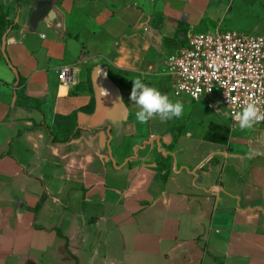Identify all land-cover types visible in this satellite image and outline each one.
Here are the masks:
<instances>
[{
  "label": "crops",
  "instance_id": "1",
  "mask_svg": "<svg viewBox=\"0 0 264 264\" xmlns=\"http://www.w3.org/2000/svg\"><path fill=\"white\" fill-rule=\"evenodd\" d=\"M0 25V264H264V123L205 105L142 125L130 100L141 76L176 101L166 55L264 34V0H0Z\"/></svg>",
  "mask_w": 264,
  "mask_h": 264
},
{
  "label": "built area",
  "instance_id": "2",
  "mask_svg": "<svg viewBox=\"0 0 264 264\" xmlns=\"http://www.w3.org/2000/svg\"><path fill=\"white\" fill-rule=\"evenodd\" d=\"M161 75L170 79L174 96L186 95L215 110L223 107L237 122L245 101L264 106V34L219 26L189 31L185 43L166 55Z\"/></svg>",
  "mask_w": 264,
  "mask_h": 264
},
{
  "label": "clouds",
  "instance_id": "3",
  "mask_svg": "<svg viewBox=\"0 0 264 264\" xmlns=\"http://www.w3.org/2000/svg\"><path fill=\"white\" fill-rule=\"evenodd\" d=\"M130 100L137 105L135 119L142 125L157 117L161 122H166L173 118L179 119L184 114L182 101L171 100L168 94L145 83L141 76L132 79ZM235 120L242 130L252 129L254 125L264 121V106L259 100L245 101L242 110L236 113ZM256 156H264V152L249 148L246 158L251 160Z\"/></svg>",
  "mask_w": 264,
  "mask_h": 264
},
{
  "label": "trees",
  "instance_id": "4",
  "mask_svg": "<svg viewBox=\"0 0 264 264\" xmlns=\"http://www.w3.org/2000/svg\"><path fill=\"white\" fill-rule=\"evenodd\" d=\"M0 29L3 32L6 29L5 25H0ZM228 137V129L224 126L212 124L208 131L205 133L204 138L214 142H225Z\"/></svg>",
  "mask_w": 264,
  "mask_h": 264
},
{
  "label": "water",
  "instance_id": "5",
  "mask_svg": "<svg viewBox=\"0 0 264 264\" xmlns=\"http://www.w3.org/2000/svg\"><path fill=\"white\" fill-rule=\"evenodd\" d=\"M37 14V13H36ZM47 20L51 22V24L53 25V27H55V29L60 30V24H59V19L57 16V13L54 11L53 8H51L49 11H47ZM9 32V28H7L2 36H1V53L5 59V61L7 62V64L9 65V67L12 69L13 73L15 74V70L14 68L9 64L8 59L6 57L5 54V42H6V35ZM16 75V74H15Z\"/></svg>",
  "mask_w": 264,
  "mask_h": 264
},
{
  "label": "rangeland",
  "instance_id": "6",
  "mask_svg": "<svg viewBox=\"0 0 264 264\" xmlns=\"http://www.w3.org/2000/svg\"><path fill=\"white\" fill-rule=\"evenodd\" d=\"M162 69H163V64H162ZM163 78L166 79L167 89H168V91H169V93L171 95L172 93H171V90H170V85H172V84L170 82V79L167 76H163ZM173 99L176 100V101L180 99V101H182L183 104H184V109H188V108H190L192 106L198 107L199 109H201L203 111H204V109H206L205 103L203 101H194V100L190 99L189 97H187L186 95H182L178 99L173 97ZM185 103H187V105ZM220 109L223 110L224 108L220 107ZM224 118L229 120V116L227 114L225 115Z\"/></svg>",
  "mask_w": 264,
  "mask_h": 264
}]
</instances>
